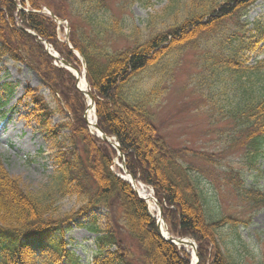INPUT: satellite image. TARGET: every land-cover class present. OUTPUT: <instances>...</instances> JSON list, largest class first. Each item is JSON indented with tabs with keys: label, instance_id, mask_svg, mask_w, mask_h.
Listing matches in <instances>:
<instances>
[{
	"label": "trees",
	"instance_id": "16d2710c",
	"mask_svg": "<svg viewBox=\"0 0 264 264\" xmlns=\"http://www.w3.org/2000/svg\"><path fill=\"white\" fill-rule=\"evenodd\" d=\"M255 1L170 0L158 22L166 31L140 37L136 30L124 34L122 20L107 12L105 0H28L33 9L46 6L70 21V42L85 60L99 128L118 140L130 175L153 188L159 204L164 203L163 217L170 234L196 242L199 264H247L233 240L221 239L217 230L224 225H247L252 213L264 208V193L245 188L240 172L229 167L221 177L222 187L215 188L235 195L240 206L252 213L247 220L222 213L217 216L215 194L202 182L214 183L216 174L209 169L212 156L168 144L159 133L154 111L160 95L174 80L182 54L198 50L202 60L195 85L207 88L204 96L210 100L221 98V102L210 103L212 111L222 107L226 119L234 123V130L229 129L235 145L243 149L242 166L256 164L264 145V59L246 66L245 55L261 50L257 44L264 38V21L254 23L250 30L245 29L246 22H240ZM15 11L12 0H0V58L23 62L21 53H25L31 66L57 89L72 118L63 127L70 129L72 144L81 145L84 160L75 154L66 161V154L60 153L56 157L58 176L41 195L24 192L0 161V242L25 239L15 248L2 242L0 259L36 262L27 244L34 232L60 227L100 206L115 213L104 227L93 229L99 234L93 264H188L183 251L159 237L144 202L110 171L114 152L88 134L82 119L83 96L74 88L73 77L51 67L41 46L14 26ZM19 17L25 28L52 44L67 62L77 63L66 46L56 41V26L48 17L36 13H20ZM155 20L150 18L149 26ZM200 37L205 46L199 43ZM124 38L132 43L123 49L111 48V41L123 42ZM57 195H74L81 206L60 218L54 208ZM54 249V259L61 260L59 248Z\"/></svg>",
	"mask_w": 264,
	"mask_h": 264
},
{
	"label": "rangeland",
	"instance_id": "374dc122",
	"mask_svg": "<svg viewBox=\"0 0 264 264\" xmlns=\"http://www.w3.org/2000/svg\"><path fill=\"white\" fill-rule=\"evenodd\" d=\"M111 9L116 13L118 3L123 0H110ZM152 4L144 6L143 3H131L127 8H123L122 16L126 18L125 25L131 28L138 24L141 18L148 14H161L162 9L168 0H149ZM160 11V12H159ZM264 14V0L259 1L251 10L252 19ZM125 29V31H129ZM144 29L143 26L140 27ZM145 34V31L143 32ZM120 47L128 45V42L115 41ZM115 48L114 43L110 44ZM196 64V52L188 53L174 73V80L169 90L160 101L161 108L158 110V120L163 125L164 135L171 140L174 145H185L193 150H200L206 153H218L224 150L225 137L217 135L216 131L226 127V122L219 118L210 107L207 106L201 90L195 85L194 81L199 73ZM193 77V79H191ZM11 84L14 86L13 95L5 106L0 108V155L5 168L10 175L20 181L21 187L32 194H40L50 183V178L54 174L56 165L53 155L55 150V139L47 132L39 130L33 121L26 123L21 117L31 106L20 104L17 100L21 99L26 88L37 89L49 107V111L57 110L55 96L51 93L39 76L29 69L27 65H14L11 61H0V86ZM3 94L0 93V98ZM208 107V108H207ZM51 125L61 124L67 120V114L64 112L50 113ZM229 124V122H228ZM68 130H61L58 138L65 146H68ZM225 153L230 155L221 161L216 171H223L228 163H236L239 153L226 149ZM233 153V154H232ZM258 171L245 172L244 179L246 185L252 184L259 187L264 192V156L260 160ZM234 167V166H233ZM240 167V166H236ZM205 182V189L208 185ZM209 193L215 194V188L209 184ZM214 188V189H213ZM215 191V192H214ZM41 195V194H40ZM217 195V193H216ZM235 207L234 199H230ZM216 201V200H215ZM214 206V212H221V206ZM222 213L229 212V203L221 201ZM61 213L68 212L78 207L74 199H65L58 203ZM238 206V205H236ZM236 208V207H235ZM241 214H243L240 211ZM247 249L240 251L244 256L245 262L255 264H264V209L256 212L251 220V225L247 228L237 230L225 229L226 238L238 232ZM95 234L85 228L73 227L64 236L67 243L66 249L78 258L79 264H90L95 250ZM248 260V261H247Z\"/></svg>",
	"mask_w": 264,
	"mask_h": 264
},
{
	"label": "bare ground",
	"instance_id": "6f19581e",
	"mask_svg": "<svg viewBox=\"0 0 264 264\" xmlns=\"http://www.w3.org/2000/svg\"><path fill=\"white\" fill-rule=\"evenodd\" d=\"M78 86H79V88L81 90H85L86 89V83H85L84 79L82 78V76L79 78V84H78ZM86 117H87L88 123L90 124L91 130H93L94 115H93V111L90 108L87 110ZM123 177L126 180L132 182V180L130 179V177H128V176H126L124 174H123ZM132 183H133L135 189L138 190V192L140 193V195L146 199V202L148 204L149 211L152 214L158 216V209H157L156 205L154 204V202L152 200L153 199L152 198L153 196H152L151 191L148 190L145 186H143V185H141V184H139L137 182H132ZM161 233H162V235L164 237H167L168 236V233L165 231V227L163 226V223L161 224ZM178 244L184 246L185 249H187L189 251V253L192 254L191 255V257H192V260H191L192 263L191 264H195V258H194V255H193V248L190 247V244L189 243H182V244L178 243Z\"/></svg>",
	"mask_w": 264,
	"mask_h": 264
},
{
	"label": "water",
	"instance_id": "95a60500",
	"mask_svg": "<svg viewBox=\"0 0 264 264\" xmlns=\"http://www.w3.org/2000/svg\"><path fill=\"white\" fill-rule=\"evenodd\" d=\"M170 242H171V240H170Z\"/></svg>",
	"mask_w": 264,
	"mask_h": 264
}]
</instances>
